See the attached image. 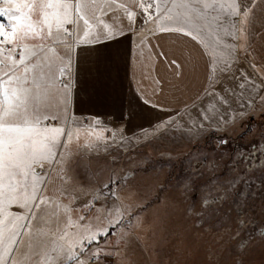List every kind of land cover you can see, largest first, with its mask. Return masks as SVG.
Wrapping results in <instances>:
<instances>
[{
  "label": "snow or ice",
  "instance_id": "snow-or-ice-1",
  "mask_svg": "<svg viewBox=\"0 0 264 264\" xmlns=\"http://www.w3.org/2000/svg\"><path fill=\"white\" fill-rule=\"evenodd\" d=\"M260 35L264 0H0V264H132L135 232L151 205L123 202L118 190L133 177L118 179L115 165L142 138L74 108L84 60L124 37L135 45L129 69L153 97L202 66L201 86L180 107L168 112L151 99L142 103L167 113L151 124L152 138L198 143L211 132L218 140L211 149L218 154L202 171L197 158L203 183L183 185L203 194L199 212L195 204L186 210L197 230L207 225L218 237L195 264H253L264 227L245 236L244 226L255 221L242 189L254 190L258 181L264 192V144L239 152L225 146L264 110V61L253 50ZM165 38L180 57L164 48ZM100 157L109 173L102 184L95 175L103 171L91 174Z\"/></svg>",
  "mask_w": 264,
  "mask_h": 264
},
{
  "label": "rangeland",
  "instance_id": "rangeland-1",
  "mask_svg": "<svg viewBox=\"0 0 264 264\" xmlns=\"http://www.w3.org/2000/svg\"><path fill=\"white\" fill-rule=\"evenodd\" d=\"M245 124L246 128L238 127L232 132L230 144L225 146L228 151L239 152L241 147L264 144V110L257 111ZM105 127L119 129L110 124ZM242 132L248 133L243 139ZM222 134L215 133L216 137ZM104 135L110 133L105 132ZM136 135L142 138L141 146L134 152L122 153L123 158L115 165L118 179L126 174L133 177L118 190L123 202L129 205H151L142 214V227L135 232L140 239L130 250L132 264H195L198 253L206 247L215 246L218 237L207 225L203 230H197L196 216H189L186 210L195 204V210L199 212L203 194L198 191L185 192L183 185L186 179L196 180L197 184L203 183L195 174L197 158L203 162L200 167L202 171L208 160L218 154L219 149L211 151L218 140L210 139L213 135L211 132L198 143L172 137L152 138L151 129ZM194 149L198 151L194 153ZM228 151L224 153V163L228 162ZM190 153H193V157L188 160L186 157ZM107 167L106 158L93 160L91 174L103 171V174L95 175L97 182L102 184L107 181ZM242 190L255 221L250 226H244L245 236L253 238L264 227V192L258 181L254 190L247 186ZM248 242V239H243L244 247L248 246ZM253 247L256 248L252 255L253 264H261L264 243L256 238Z\"/></svg>",
  "mask_w": 264,
  "mask_h": 264
},
{
  "label": "crops",
  "instance_id": "crops-1",
  "mask_svg": "<svg viewBox=\"0 0 264 264\" xmlns=\"http://www.w3.org/2000/svg\"><path fill=\"white\" fill-rule=\"evenodd\" d=\"M162 44L166 50L175 51L177 57L182 55L181 49L165 38ZM135 45L124 37L109 46L106 51L92 52L82 67L87 70L81 73L83 81L75 96L74 108L78 115L91 120L99 117L102 125H113L124 133H139L141 128L151 129L156 117L167 113L152 109L142 103L144 98L158 103L168 112L180 107L201 86L203 80L202 66L196 71L188 70L183 81H174L175 88H170L162 96L153 97L147 81H141L139 74L135 76L127 63L128 52ZM253 50L258 58L264 61V35L253 40ZM145 49V54H147Z\"/></svg>",
  "mask_w": 264,
  "mask_h": 264
}]
</instances>
